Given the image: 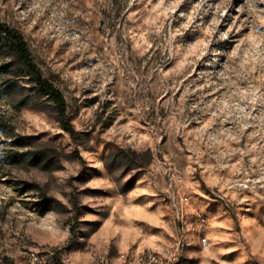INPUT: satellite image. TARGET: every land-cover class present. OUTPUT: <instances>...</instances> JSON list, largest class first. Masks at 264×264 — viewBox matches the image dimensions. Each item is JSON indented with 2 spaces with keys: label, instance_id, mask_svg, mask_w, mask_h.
<instances>
[{
  "label": "rangeland",
  "instance_id": "374dc122",
  "mask_svg": "<svg viewBox=\"0 0 264 264\" xmlns=\"http://www.w3.org/2000/svg\"><path fill=\"white\" fill-rule=\"evenodd\" d=\"M0 19L76 130L26 76L0 96V264H264V0H0Z\"/></svg>",
  "mask_w": 264,
  "mask_h": 264
},
{
  "label": "trees",
  "instance_id": "16d2710c",
  "mask_svg": "<svg viewBox=\"0 0 264 264\" xmlns=\"http://www.w3.org/2000/svg\"><path fill=\"white\" fill-rule=\"evenodd\" d=\"M18 73V74H17ZM26 76L33 84L34 93L52 101L56 108L62 128L71 137L76 136L70 118L64 96L60 89L47 77H45L37 63L34 61L27 41L20 31L0 19V96L10 97V91L25 89L19 85L15 76Z\"/></svg>",
  "mask_w": 264,
  "mask_h": 264
},
{
  "label": "bare ground",
  "instance_id": "6f19581e",
  "mask_svg": "<svg viewBox=\"0 0 264 264\" xmlns=\"http://www.w3.org/2000/svg\"><path fill=\"white\" fill-rule=\"evenodd\" d=\"M180 180H181V177L179 178V181ZM181 195H183V194H181ZM184 196L186 199H188V196H186V195H184ZM176 202H177V195H170L169 199L165 200V205L167 207L169 206V208L175 212V215H176ZM197 216L203 222L202 223V230H205L207 227V220H206L205 215L202 212L197 211ZM176 217L180 220V222H182L184 220V219H181V216H176ZM193 219H194V224L196 226V229L199 230V219H197V218H193ZM203 243H206V245H207V239L205 236H202V240L200 238V246L201 247H203ZM151 250H153L154 255H152V257L149 259L148 264H169V263H164V254L163 253H164L165 249H162V248L161 249L147 248V249L142 250L140 253H138L136 255H140L143 252H147V251H151ZM32 254L34 256H41L37 252H34V251H32ZM167 255H172V254L169 251H167ZM105 257H108L109 264H141V257H134V256L127 257L124 255H121L117 258H113V257L108 256V255H102L99 258V261L97 264H99L100 261L102 260V258H105ZM24 264H31V262H25ZM45 264H46V262H45Z\"/></svg>",
  "mask_w": 264,
  "mask_h": 264
},
{
  "label": "built area",
  "instance_id": "2783aa9c",
  "mask_svg": "<svg viewBox=\"0 0 264 264\" xmlns=\"http://www.w3.org/2000/svg\"><path fill=\"white\" fill-rule=\"evenodd\" d=\"M173 175V174H172ZM180 175H173L170 178L169 182V190L166 199H169L170 195H177V202H176V216H181V219H184L186 215V206L189 203V199H186L184 195H181L179 189L177 188V182L179 181ZM169 208V206H168ZM193 218H198L197 212L193 213ZM202 221L199 219V231H202ZM202 240V237H201ZM206 247V243H203V248ZM164 263H169L174 260V255H167V250L164 251ZM154 255L153 250L143 252L140 255H132L134 257H141V264H148L149 259ZM42 256H34L32 251L27 253V260L26 262H31V264H45L42 261ZM99 264H109L108 257L102 258Z\"/></svg>",
  "mask_w": 264,
  "mask_h": 264
}]
</instances>
